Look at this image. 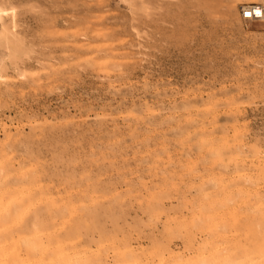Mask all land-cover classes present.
Masks as SVG:
<instances>
[{
    "label": "rangeland",
    "instance_id": "obj_1",
    "mask_svg": "<svg viewBox=\"0 0 264 264\" xmlns=\"http://www.w3.org/2000/svg\"><path fill=\"white\" fill-rule=\"evenodd\" d=\"M252 3L0 0V264H264Z\"/></svg>",
    "mask_w": 264,
    "mask_h": 264
},
{
    "label": "built area",
    "instance_id": "obj_2",
    "mask_svg": "<svg viewBox=\"0 0 264 264\" xmlns=\"http://www.w3.org/2000/svg\"><path fill=\"white\" fill-rule=\"evenodd\" d=\"M263 15L264 9L261 4L252 3L242 8V18L246 21L260 20Z\"/></svg>",
    "mask_w": 264,
    "mask_h": 264
},
{
    "label": "bare ground",
    "instance_id": "obj_3",
    "mask_svg": "<svg viewBox=\"0 0 264 264\" xmlns=\"http://www.w3.org/2000/svg\"><path fill=\"white\" fill-rule=\"evenodd\" d=\"M245 6H248V5H245ZM245 6H244V7H245ZM261 7H263V9H264V6H263V5H261ZM263 18H264V15H263ZM6 29H7V28H6ZM0 36H1V35H0ZM263 249H264V247H263ZM263 249H262V250H263ZM263 255H264V254H263ZM262 258H263V257H262ZM262 258H261V259H262ZM236 259H237V258H236ZM212 263H213V261H212ZM263 263H264V262H263ZM209 264H210V263H209Z\"/></svg>",
    "mask_w": 264,
    "mask_h": 264
}]
</instances>
